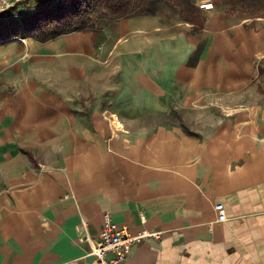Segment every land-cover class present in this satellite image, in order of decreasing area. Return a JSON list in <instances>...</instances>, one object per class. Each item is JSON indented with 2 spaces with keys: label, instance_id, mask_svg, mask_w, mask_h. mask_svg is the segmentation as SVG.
I'll return each instance as SVG.
<instances>
[{
  "label": "crops",
  "instance_id": "1",
  "mask_svg": "<svg viewBox=\"0 0 264 264\" xmlns=\"http://www.w3.org/2000/svg\"><path fill=\"white\" fill-rule=\"evenodd\" d=\"M204 2L213 6L200 8L205 22L198 30L160 14L133 16L23 47L17 60L33 54L54 62L69 51L60 41L65 35L91 31L86 67L94 92L125 76L139 93L183 98L177 111L185 122L170 119L174 104L94 111L105 124L60 123L55 138L33 144L24 133L42 126L27 124L28 108L8 109L0 264H99L90 251L106 211L131 234L155 233L121 264H264V95L253 85L264 71V11L198 0ZM108 28L113 43L97 44ZM115 46L111 61L96 60ZM121 52L135 60L117 62ZM206 90L216 95H202ZM204 98L217 106L202 104ZM217 203L228 220H218Z\"/></svg>",
  "mask_w": 264,
  "mask_h": 264
},
{
  "label": "rangeland",
  "instance_id": "2",
  "mask_svg": "<svg viewBox=\"0 0 264 264\" xmlns=\"http://www.w3.org/2000/svg\"><path fill=\"white\" fill-rule=\"evenodd\" d=\"M239 0H225V4L229 10H232L233 5L238 3ZM196 5L199 8L201 4H198V0H195ZM37 6L36 0H15V5L10 9L3 12L5 13V18H11L16 16L20 18L19 13H30ZM94 17L100 24H118L119 20L109 21L101 16L99 12L93 10ZM162 15L165 21L170 23L174 21H183L179 16L178 10L173 6L164 7V9L159 13ZM126 19V18H124ZM117 21V22H115ZM185 21V20H184ZM115 25V24H114ZM109 29V28H108ZM193 30L196 29L192 28ZM90 33L92 36H90ZM102 36L97 40L96 43L100 44H111L114 41L115 31L103 32L100 31ZM93 33L90 32H77L70 35H65L63 40H59L68 44L69 51L64 53L59 60L63 59V62L59 60L45 61L40 55H29L25 57V61L17 60L20 59V52L23 47L28 46L34 42L35 39L22 34L21 37H15L17 39L9 41V43L0 44V162L4 161L3 157L9 155L8 153V137H7V125L5 120L7 119L6 112L8 109L13 108H28L29 114L25 117L27 119V124L35 125L38 124L42 127L38 129L24 133L26 139L31 143H39L41 140L55 138L54 134L57 129V124H80L87 128L89 123L95 121L98 125H103L106 121L100 120L104 118L97 114L93 115L94 111L101 112L103 110H123L128 111L133 108H152L158 107H171L169 104H174V109L176 112L171 113L170 119H174L177 123H184L185 117L183 114L179 113L177 109L182 107V103L185 102L183 98L180 101H171L165 98L166 96L161 95V99H157V96L152 92L139 93L141 91L140 87L137 89H131L130 84H125L124 80L128 78L124 76V80L121 77L114 78L110 77L108 80L109 88L103 90V88L96 90L94 92L91 83L88 81V56L89 53L86 52L87 44H95ZM117 36V35H116ZM131 37V36H130ZM14 39V38H13ZM128 38L126 36L122 37L120 42H127ZM115 47L107 54L106 57H96V60H106L109 62L112 60L115 52ZM124 51V47H122ZM106 58V59H105ZM91 59V58H90ZM118 59V60H117ZM12 60L8 65L6 62ZM117 62H127L135 60L134 53H125L121 56L115 58ZM193 59H191L192 61ZM119 63V64H120ZM79 65H84L80 67ZM5 66V67H4ZM126 72V71H125ZM259 82H254L256 85L255 95H264V71H260ZM185 93L190 95L191 85H186ZM184 87H177V94L183 95ZM202 95H216L211 91H201ZM18 95H25L24 98L17 99ZM201 102L202 104H207L208 106L216 107L217 100L213 101L212 98H204ZM200 102L197 103V106ZM206 105H202L204 107ZM48 115H46L47 110ZM45 114V115H44ZM114 118L110 115L106 116L105 119ZM167 116L161 117V119ZM5 119V120H4ZM115 123L120 125L118 120ZM44 125H48L47 129ZM59 132L58 134H60ZM100 133L103 134V131ZM83 133H81L82 135ZM64 137H71V135L64 130ZM18 154H25L17 149ZM35 155V153H34ZM34 164H38L39 157L33 159ZM3 164L0 163V171L3 169ZM39 168V166H37ZM41 168V167H40Z\"/></svg>",
  "mask_w": 264,
  "mask_h": 264
},
{
  "label": "trees",
  "instance_id": "3",
  "mask_svg": "<svg viewBox=\"0 0 264 264\" xmlns=\"http://www.w3.org/2000/svg\"><path fill=\"white\" fill-rule=\"evenodd\" d=\"M30 13H19L20 18H5L0 13V44L25 36L41 42L86 28L98 27L93 10L109 21L133 16L157 15L164 7L173 6L181 19L201 29L205 16L195 0H36ZM234 10L264 11V0H239ZM31 157L32 153L25 150Z\"/></svg>",
  "mask_w": 264,
  "mask_h": 264
},
{
  "label": "built area",
  "instance_id": "4",
  "mask_svg": "<svg viewBox=\"0 0 264 264\" xmlns=\"http://www.w3.org/2000/svg\"><path fill=\"white\" fill-rule=\"evenodd\" d=\"M212 3H201V7H206ZM15 5V0H0V13H3ZM218 220H228V215L223 203L216 204ZM155 235L144 230L138 234H131L126 227L120 226L114 221L112 214L106 211L103 215V223L100 233L95 239V243L90 251L99 264H121L129 255L132 247L148 236ZM85 240H90L86 237Z\"/></svg>",
  "mask_w": 264,
  "mask_h": 264
},
{
  "label": "bare ground",
  "instance_id": "5",
  "mask_svg": "<svg viewBox=\"0 0 264 264\" xmlns=\"http://www.w3.org/2000/svg\"><path fill=\"white\" fill-rule=\"evenodd\" d=\"M212 6H213V4H209L207 7H209V8H210V7H212Z\"/></svg>",
  "mask_w": 264,
  "mask_h": 264
}]
</instances>
